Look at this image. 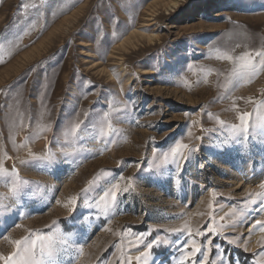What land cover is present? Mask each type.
Returning <instances> with one entry per match:
<instances>
[{"label": "rangeland", "instance_id": "rangeland-1", "mask_svg": "<svg viewBox=\"0 0 264 264\" xmlns=\"http://www.w3.org/2000/svg\"><path fill=\"white\" fill-rule=\"evenodd\" d=\"M171 1L0 0V254L191 264L214 218L209 264L264 262V0Z\"/></svg>", "mask_w": 264, "mask_h": 264}, {"label": "snow or ice", "instance_id": "snow-or-ice-1", "mask_svg": "<svg viewBox=\"0 0 264 264\" xmlns=\"http://www.w3.org/2000/svg\"><path fill=\"white\" fill-rule=\"evenodd\" d=\"M25 9H27L29 6L27 4L23 5ZM35 7V5H33ZM258 56L264 57V52L257 53ZM251 58L245 61L244 65L242 67L248 68L251 66ZM260 67L264 69V60L261 61ZM35 69H32L34 71ZM4 107V105H0V108ZM250 116V113L244 112L241 114L239 117L240 119V124L234 126V130L243 134H247L249 132V122H248V117ZM223 123V122H221ZM81 127L80 123H76L74 130L79 129ZM245 139H247V135H245ZM187 145L184 144H178L175 149H173V153L179 152L181 148H186ZM0 174H2V171H0ZM114 189H117L116 191H111V196L113 201H115L117 194H118V189L119 185H114ZM107 196L108 193H105ZM251 195V194H250ZM257 196H264V193H257ZM259 212H264V202H261L259 205ZM209 216L211 217V213H209ZM223 219V217H221ZM261 227V230H264V220L257 219L255 220L254 224L252 225L253 228L255 227ZM171 231L173 232H187V240L183 242L180 247L183 249L184 252V260L187 261L191 259V264H209V251L211 250L210 248L207 247V245L212 244V239L210 237L214 235H220L217 231V228L214 226V218H212V222L208 223L206 225V230H202L198 228L195 232H193L192 228L189 226L187 222L183 224L182 227L180 228H174ZM196 237H201L202 241L201 243H197ZM138 243H144L143 241H140L139 238ZM42 240V237L37 236L35 239L26 237L25 242L26 246L21 248V241L16 240L13 241V243L17 246V251L12 252L8 255H3L0 254V261H2V264H35V257L37 255L36 248H37V241ZM203 241H207V245ZM229 243H235V240H229ZM157 243L156 240H153L149 243L146 244L147 249H152L154 245ZM259 248H260V255L264 256V237H262L259 242ZM190 249V250H189ZM50 251V249H49ZM45 252V245L41 244L40 246V254L41 256L44 255ZM217 253L221 255V264H232L230 260L225 262L224 260V253L223 250L220 249L217 246ZM198 254H200L198 256ZM142 256H147L148 253L144 252L141 253ZM140 257H136V259H139ZM131 259V258H129ZM121 264H123V261H121ZM261 264H264V262H261Z\"/></svg>", "mask_w": 264, "mask_h": 264}, {"label": "bare ground", "instance_id": "bare-ground-1", "mask_svg": "<svg viewBox=\"0 0 264 264\" xmlns=\"http://www.w3.org/2000/svg\"><path fill=\"white\" fill-rule=\"evenodd\" d=\"M180 1H181V0H172V1H171V5H170L171 8H172V7H177V6L179 5L178 3H179Z\"/></svg>", "mask_w": 264, "mask_h": 264}]
</instances>
